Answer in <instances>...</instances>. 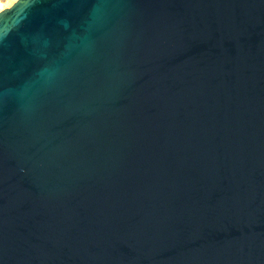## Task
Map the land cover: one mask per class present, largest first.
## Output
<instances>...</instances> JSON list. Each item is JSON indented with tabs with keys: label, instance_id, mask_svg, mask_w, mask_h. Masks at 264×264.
I'll list each match as a JSON object with an SVG mask.
<instances>
[{
	"label": "water",
	"instance_id": "obj_1",
	"mask_svg": "<svg viewBox=\"0 0 264 264\" xmlns=\"http://www.w3.org/2000/svg\"><path fill=\"white\" fill-rule=\"evenodd\" d=\"M0 264H264V0L2 8Z\"/></svg>",
	"mask_w": 264,
	"mask_h": 264
},
{
	"label": "bare ground",
	"instance_id": "obj_2",
	"mask_svg": "<svg viewBox=\"0 0 264 264\" xmlns=\"http://www.w3.org/2000/svg\"><path fill=\"white\" fill-rule=\"evenodd\" d=\"M14 1L15 0H5V1L0 0V10L4 7L10 6Z\"/></svg>",
	"mask_w": 264,
	"mask_h": 264
},
{
	"label": "rangeland",
	"instance_id": "obj_3",
	"mask_svg": "<svg viewBox=\"0 0 264 264\" xmlns=\"http://www.w3.org/2000/svg\"><path fill=\"white\" fill-rule=\"evenodd\" d=\"M2 1H5V0H2Z\"/></svg>",
	"mask_w": 264,
	"mask_h": 264
}]
</instances>
